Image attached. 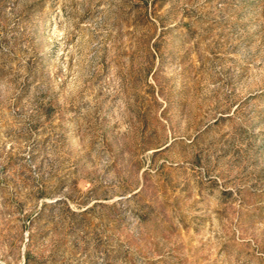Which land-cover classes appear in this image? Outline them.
Wrapping results in <instances>:
<instances>
[{"label":"rangeland","instance_id":"rangeland-1","mask_svg":"<svg viewBox=\"0 0 264 264\" xmlns=\"http://www.w3.org/2000/svg\"><path fill=\"white\" fill-rule=\"evenodd\" d=\"M0 264H264V0H0Z\"/></svg>","mask_w":264,"mask_h":264}]
</instances>
